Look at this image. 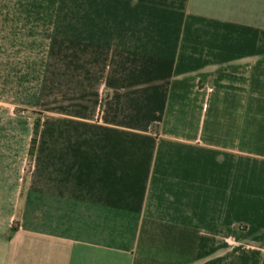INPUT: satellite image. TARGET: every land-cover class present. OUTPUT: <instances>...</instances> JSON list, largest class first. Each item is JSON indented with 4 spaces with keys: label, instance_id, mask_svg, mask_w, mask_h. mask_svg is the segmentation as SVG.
I'll use <instances>...</instances> for the list:
<instances>
[{
    "label": "crops",
    "instance_id": "1",
    "mask_svg": "<svg viewBox=\"0 0 264 264\" xmlns=\"http://www.w3.org/2000/svg\"><path fill=\"white\" fill-rule=\"evenodd\" d=\"M0 264H264V0H0Z\"/></svg>",
    "mask_w": 264,
    "mask_h": 264
},
{
    "label": "trees",
    "instance_id": "2",
    "mask_svg": "<svg viewBox=\"0 0 264 264\" xmlns=\"http://www.w3.org/2000/svg\"><path fill=\"white\" fill-rule=\"evenodd\" d=\"M40 124H41L40 120H37L35 122V132H34L33 142H32L31 149H30V154L31 155H33L34 151H35L36 139H37L38 131L40 129Z\"/></svg>",
    "mask_w": 264,
    "mask_h": 264
}]
</instances>
